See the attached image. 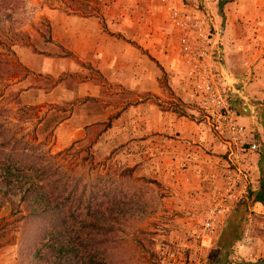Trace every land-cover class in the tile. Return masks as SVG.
Instances as JSON below:
<instances>
[{
  "label": "crops",
  "instance_id": "crops-1",
  "mask_svg": "<svg viewBox=\"0 0 264 264\" xmlns=\"http://www.w3.org/2000/svg\"><path fill=\"white\" fill-rule=\"evenodd\" d=\"M196 2L96 0L85 2L83 10L54 9L49 15L48 40L40 45L37 32L31 30L34 44L19 45L15 55L18 65L37 73L39 80L40 75L59 80L48 91L37 90L30 100L35 104L49 102L54 109L66 105L65 117L53 128V149L65 150L89 136L95 159L130 168L139 164L141 176L152 181L147 187L159 182L165 188L162 192H169L161 197L160 209L152 219L161 221L156 238L160 264H164L160 254L163 246L188 248L193 244L191 236L206 201L222 186L213 176L226 166L230 149V134L219 119L200 115L193 107L200 97L181 62V31L169 11L173 6L191 16L208 13L217 30V15L200 11ZM216 36L222 42L221 36ZM234 37L226 41L224 37L222 70L238 107V123L247 129L248 141L259 149L246 167L251 171L247 191L220 220L217 237L205 242L209 264H234L231 257L223 259L214 249L221 251L229 246L232 232L243 225L238 226L240 217L264 214V202L257 201L264 183V124L256 119L257 112L264 115L260 104L264 101V59L259 64L258 90L253 95L259 104H250L238 91L240 86L234 77L246 72L250 57L240 46L241 39L232 46ZM28 93L30 89L25 87L23 94ZM122 94L131 98L122 100Z\"/></svg>",
  "mask_w": 264,
  "mask_h": 264
},
{
  "label": "rangeland",
  "instance_id": "rangeland-1",
  "mask_svg": "<svg viewBox=\"0 0 264 264\" xmlns=\"http://www.w3.org/2000/svg\"><path fill=\"white\" fill-rule=\"evenodd\" d=\"M95 1L18 0V2L11 4L13 9H8L9 6L8 10H5V14L11 17H4V20L7 21L0 31L4 36V42H7L5 46L3 41L0 40V55L11 60L16 67H19L18 73L0 79V122L10 130L8 137L13 135V140L22 138L34 144H46L47 148L51 149L54 154L60 153L58 160L67 170L74 174H85V181H94L98 173L106 174L113 167L124 169L130 167L113 162L103 164V160L95 159L94 151L91 150L92 148L88 143L90 141L89 136L78 145H73L65 150L56 151L53 149V128L59 119L65 117L66 105H57V109H54L55 105L49 102L35 104L34 101L30 103V100H32L37 90L45 89L48 91L59 80H51L42 75H40L42 80H39L37 73L27 68L26 70L21 68L17 62L19 59L16 57V51L19 45L34 44L29 33L31 30L37 32L39 37L37 41L40 45L44 43L42 41L46 42L48 40L51 32L49 15L54 9L72 8L83 10L85 2L89 4ZM206 1H211L208 2L211 7L206 5ZM222 1L226 0H197L195 5L202 12L213 11L214 15H217L218 23L216 22V27L218 29H213V24L211 30L212 34H219L223 39L222 42L218 39L217 47L224 62L225 58L222 54L226 47L224 37L226 41L227 37L235 38L234 36H237L232 42V46H237L236 42L241 39L240 46L247 49L246 56L250 57L247 65L249 68L246 72L242 73L240 71L236 75L234 74V77L238 79L240 86L238 91L248 97L249 103L259 104L253 95H255L254 91L258 90L256 79L259 64L264 59V0H230L222 4L221 7ZM205 15L210 20L209 14L206 13ZM262 73L264 74V70ZM247 77L248 79H245ZM164 79H166V76ZM25 87L30 89V93L23 94ZM166 90L169 94L173 92L170 87ZM121 97L125 101L131 98L124 97L123 94ZM260 104L263 105L261 107L263 111L264 101ZM193 107L199 110L200 115L205 113L201 102L198 105H193ZM234 107L238 111L235 104ZM262 114L260 113L259 116L257 112L256 116V119L262 123L261 125L264 124V115ZM45 117H48V119L44 122ZM254 131L258 132L259 130L255 127ZM135 168H137L135 173L137 177L146 178L141 176L142 169L139 164ZM153 184L147 189L143 188L144 183L140 180L130 184V192H135V189H141L145 192V199L142 201L145 204L147 202L146 212L149 213L141 221L134 223L135 227L131 231L130 228L128 229V232H130L128 237L125 235L121 238L116 250L112 246L107 247L105 242L100 244L103 238L97 232L91 235H88V232L83 234L84 243L87 244L88 242L85 252L90 253L92 256L95 255L97 261H99V263L94 261V264H106L103 257L108 260L107 264H160L156 238L159 235L158 230L161 229V221H152V219L160 209L161 197L164 194H169V192H162L165 191V188L161 183L155 182ZM4 204L5 206L0 207V264H89L90 258L85 255L86 253L82 255L81 259H77L78 261H74L73 257L65 261L61 260L59 256L51 254V251L47 248H43L38 236L31 237L28 240L25 239L23 232H25L26 226L16 224L15 221L18 217L11 214L15 211H11L12 209L7 202H4ZM238 221V226L243 224L242 229L237 228L232 232V241H230L229 246L221 251L219 249L214 250H217L223 259L231 257L232 260L230 261L234 264H264V214L253 213L251 217H244L243 219L240 217ZM244 225H248V228ZM123 239L125 240L122 242ZM204 247V255H207L210 263V254L205 243ZM167 248L173 249L167 244L160 251L164 264H170L164 259ZM54 249H57L56 245ZM183 249L185 248L180 247L179 250L182 251ZM35 252H37V256L34 255Z\"/></svg>",
  "mask_w": 264,
  "mask_h": 264
},
{
  "label": "trees",
  "instance_id": "trees-1",
  "mask_svg": "<svg viewBox=\"0 0 264 264\" xmlns=\"http://www.w3.org/2000/svg\"><path fill=\"white\" fill-rule=\"evenodd\" d=\"M229 1H222L220 6ZM16 2L0 0V31L7 21L4 17H11L5 10L13 9L11 4ZM0 40L7 45L2 33ZM18 69L0 55V79L12 76ZM9 133L0 122V207L7 202L15 211L12 216L18 217L16 224L26 226L25 239L38 236L42 247L61 260L82 258L88 247V242L83 241L86 232H97L103 238L100 244L105 242L116 250L121 238L128 237V229L131 231L134 223L149 213L147 202L142 201L145 192L134 187L135 192H130V184L138 180L144 183V189L152 183L137 177V168L113 167L106 174L98 173L94 181H85V174L67 170L58 160L60 153L54 154L46 144L13 140ZM262 187L259 202H264V183ZM85 255L90 258L89 264L99 263L95 255ZM103 260L107 264L105 257Z\"/></svg>",
  "mask_w": 264,
  "mask_h": 264
},
{
  "label": "built area",
  "instance_id": "built-area-1",
  "mask_svg": "<svg viewBox=\"0 0 264 264\" xmlns=\"http://www.w3.org/2000/svg\"><path fill=\"white\" fill-rule=\"evenodd\" d=\"M174 25L181 31L179 38L180 58L195 88L204 112L219 119V124L230 134V149L226 166L219 175L222 186L211 194L205 204L198 228L193 233L190 248L182 251L167 248L164 259L170 264H209L204 255V243L217 237L220 220L229 212L231 205L247 191L251 179L246 169L258 145L248 141L247 129L238 123L239 112L233 104L232 91L224 71L217 47V36L207 16H191L170 6ZM210 27V28H209Z\"/></svg>",
  "mask_w": 264,
  "mask_h": 264
}]
</instances>
